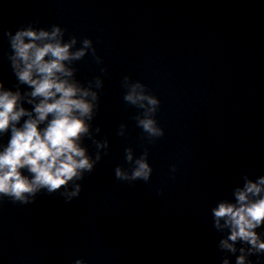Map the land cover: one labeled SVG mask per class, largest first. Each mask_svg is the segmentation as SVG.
<instances>
[{"label":"clouds","instance_id":"clouds-1","mask_svg":"<svg viewBox=\"0 0 264 264\" xmlns=\"http://www.w3.org/2000/svg\"><path fill=\"white\" fill-rule=\"evenodd\" d=\"M65 29L59 24L37 27L29 22L13 32L5 30L10 51L6 53L15 83L9 87L0 80V201L13 204L34 202L40 191H61L68 200L79 196L85 173H92L107 155V138L96 139L90 122L99 108L103 81L99 77L87 86L74 79V61L91 53L97 64L102 58L96 54L88 37L76 36L65 40ZM106 73V68H101ZM127 81L128 77L125 76ZM123 100L143 110L136 117L137 127L149 137H162L164 129L153 118L160 100L147 94L144 86L135 82L126 85ZM96 89V90H94ZM126 124L119 125L117 135L124 136ZM100 134L99 126L95 129ZM87 136L95 145L94 155L82 143ZM128 168L117 165L114 176L119 181L147 183L152 174L145 150L136 156L133 149H124ZM175 167L173 166V171ZM242 183L232 189V199H220L210 209L212 227L220 233L216 248L222 255L218 264H256L264 261V175L241 176ZM71 184V190L69 185ZM260 229V231H258ZM72 264H87L76 258Z\"/></svg>","mask_w":264,"mask_h":264}]
</instances>
